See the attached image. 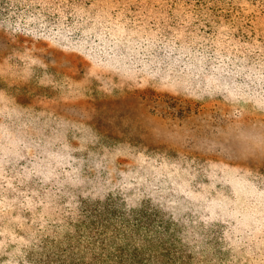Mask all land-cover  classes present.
<instances>
[{"label": "rangeland", "instance_id": "1", "mask_svg": "<svg viewBox=\"0 0 264 264\" xmlns=\"http://www.w3.org/2000/svg\"><path fill=\"white\" fill-rule=\"evenodd\" d=\"M19 3L0 0V264L68 253L82 211L105 203L152 221L167 249L149 264H264V101L226 78L196 90L110 65L23 26Z\"/></svg>", "mask_w": 264, "mask_h": 264}, {"label": "trees", "instance_id": "2", "mask_svg": "<svg viewBox=\"0 0 264 264\" xmlns=\"http://www.w3.org/2000/svg\"><path fill=\"white\" fill-rule=\"evenodd\" d=\"M15 6L22 11L24 20L35 19L18 20L23 26H33L36 31L56 37L72 33L77 44L102 47L110 65L115 57L146 63L148 73L159 68L155 75L161 76L160 80H167L168 71L173 70L185 74L189 88L196 90L223 84L221 78H226L242 82L253 99L264 101V0H20ZM51 21L59 24L57 28L48 24ZM65 40L71 43L67 37ZM178 61H183L185 68L179 69ZM122 70L130 74L128 67ZM190 100L185 98V103L192 104ZM104 205L85 207L79 219L84 225L79 226L85 230L77 234H89L71 235L73 244L67 247L70 251L58 248L45 255L44 262H159L166 252V241L157 243L159 250L149 239V231L157 232L144 211Z\"/></svg>", "mask_w": 264, "mask_h": 264}]
</instances>
